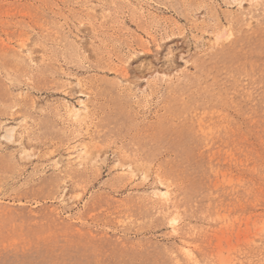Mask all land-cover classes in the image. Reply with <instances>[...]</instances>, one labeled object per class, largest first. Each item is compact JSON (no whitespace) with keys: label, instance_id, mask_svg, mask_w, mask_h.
I'll list each match as a JSON object with an SVG mask.
<instances>
[{"label":"rangeland","instance_id":"rangeland-1","mask_svg":"<svg viewBox=\"0 0 264 264\" xmlns=\"http://www.w3.org/2000/svg\"><path fill=\"white\" fill-rule=\"evenodd\" d=\"M0 264H264V0H0Z\"/></svg>","mask_w":264,"mask_h":264},{"label":"bare ground","instance_id":"bare-ground-1","mask_svg":"<svg viewBox=\"0 0 264 264\" xmlns=\"http://www.w3.org/2000/svg\"><path fill=\"white\" fill-rule=\"evenodd\" d=\"M6 131H7V132H11V131H12V129H11V128H9V129H7ZM175 224H176V223H175Z\"/></svg>","mask_w":264,"mask_h":264}]
</instances>
